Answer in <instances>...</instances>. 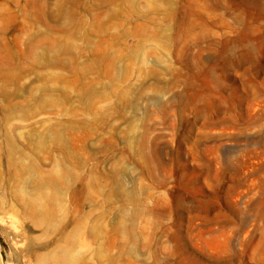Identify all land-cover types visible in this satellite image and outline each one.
Here are the masks:
<instances>
[{
  "label": "rangeland",
  "instance_id": "1",
  "mask_svg": "<svg viewBox=\"0 0 264 264\" xmlns=\"http://www.w3.org/2000/svg\"><path fill=\"white\" fill-rule=\"evenodd\" d=\"M0 264H264V0H0Z\"/></svg>",
  "mask_w": 264,
  "mask_h": 264
}]
</instances>
